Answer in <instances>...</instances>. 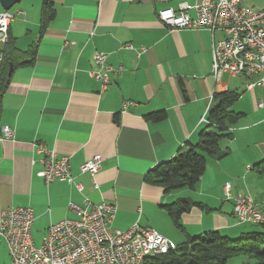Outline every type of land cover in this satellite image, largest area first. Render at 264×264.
I'll return each mask as SVG.
<instances>
[{
    "label": "crops",
    "instance_id": "obj_1",
    "mask_svg": "<svg viewBox=\"0 0 264 264\" xmlns=\"http://www.w3.org/2000/svg\"><path fill=\"white\" fill-rule=\"evenodd\" d=\"M47 1L54 17L44 29L39 17L44 0H21L10 10L8 37L26 60L13 67L0 101V128L13 133L10 140L0 135V211L31 209L36 247L51 225L75 219L73 208L86 204L116 208L112 230L123 233L138 225L177 246L213 230L230 239L260 231L238 224L221 189L229 184L233 197L249 195L264 211V173L253 169L264 161V106L258 107L264 104V84L249 91L246 84L257 76L226 74L216 84L210 48L221 34L169 30L157 19L159 11H179L200 0ZM94 53L105 54L111 70L104 91L89 76ZM220 92L239 95L231 110L242 115L231 137L218 144L226 156L206 157L193 189L165 194L143 181L153 166L187 142L196 143L205 126L201 119ZM156 112H164V120L148 119ZM34 143L69 158L68 171L81 192L65 181L44 184L36 177L42 165ZM93 156L101 157L99 171L81 173ZM180 198L200 206L181 214L177 229L163 207ZM6 250L0 243V264H10Z\"/></svg>",
    "mask_w": 264,
    "mask_h": 264
},
{
    "label": "built area",
    "instance_id": "obj_2",
    "mask_svg": "<svg viewBox=\"0 0 264 264\" xmlns=\"http://www.w3.org/2000/svg\"><path fill=\"white\" fill-rule=\"evenodd\" d=\"M193 11L194 17L189 13ZM10 11L0 12V50L8 40V28L14 19ZM157 19L169 30H208L212 35L220 33L222 38L212 43L211 73L216 84L222 75L230 77H258L246 84L247 90L264 84V10L247 9L240 0H200L196 5L182 4L179 11H159ZM129 50L131 47L126 46ZM1 58V57H0ZM106 55L94 53V69L91 79L104 91L110 84ZM127 103H123L126 109ZM259 103L258 107H263ZM201 122H206L202 118ZM1 139H12L7 126L0 128ZM40 155L42 169L36 177L44 184L54 180L65 181L77 192L82 191L74 183L69 170V158L57 157L41 143L32 145ZM101 157L93 158L80 166L81 173L95 175L101 165ZM96 188V184L93 186ZM230 185H224L225 200L231 201L233 216L238 224L264 225V211L255 207L249 195L233 197ZM76 218L65 219L51 225L41 244L33 245L31 237L34 217L29 208H8L0 211V243L8 253L10 264H144L176 251L177 245L152 229L134 225L127 231L111 229L116 208L101 203L86 204L84 208H73Z\"/></svg>",
    "mask_w": 264,
    "mask_h": 264
},
{
    "label": "trees",
    "instance_id": "obj_3",
    "mask_svg": "<svg viewBox=\"0 0 264 264\" xmlns=\"http://www.w3.org/2000/svg\"><path fill=\"white\" fill-rule=\"evenodd\" d=\"M53 15L52 4L49 1L43 3L39 16L42 29L53 19ZM12 43L8 37L0 50V101L8 85L5 82L9 64L15 67L26 60V54L18 52ZM238 97L239 95L233 92L215 93L211 99L213 104L206 113L205 126L199 132L196 143L187 142L171 159L153 166L145 174L143 181L161 187L165 194L193 189L205 171L206 157L219 160L226 156L224 152H218V144L222 139L231 137L232 127L242 117L231 110ZM164 118V112L148 115V119L154 122ZM253 169L263 174L264 161ZM194 206L199 207L200 204L182 199L163 208L173 225L179 229V217L183 213L187 214ZM258 228L260 231L242 234L235 240L213 230L201 237L190 238L188 242L178 245L176 251L151 261L153 264H228L230 259L244 256L254 261V264H264V225H258Z\"/></svg>",
    "mask_w": 264,
    "mask_h": 264
},
{
    "label": "rangeland",
    "instance_id": "obj_4",
    "mask_svg": "<svg viewBox=\"0 0 264 264\" xmlns=\"http://www.w3.org/2000/svg\"><path fill=\"white\" fill-rule=\"evenodd\" d=\"M243 6L247 9H252L255 11H262L264 10V0H240ZM1 11V8H0ZM180 199H185V198H180ZM258 227V225H257ZM237 238L231 239L235 240ZM254 264V261L248 260L246 257H236L232 258L228 261V264Z\"/></svg>",
    "mask_w": 264,
    "mask_h": 264
},
{
    "label": "water",
    "instance_id": "obj_5",
    "mask_svg": "<svg viewBox=\"0 0 264 264\" xmlns=\"http://www.w3.org/2000/svg\"><path fill=\"white\" fill-rule=\"evenodd\" d=\"M21 0H0V8L2 11H10L16 4H19ZM47 2V0H44V3ZM1 59V58H0ZM12 69L13 66L12 64H9V69L8 70V74H7V78H6V82L8 84L9 80H10V76L12 73Z\"/></svg>",
    "mask_w": 264,
    "mask_h": 264
}]
</instances>
